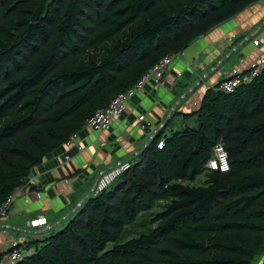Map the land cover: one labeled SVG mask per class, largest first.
<instances>
[{"label": "trees", "instance_id": "1", "mask_svg": "<svg viewBox=\"0 0 264 264\" xmlns=\"http://www.w3.org/2000/svg\"><path fill=\"white\" fill-rule=\"evenodd\" d=\"M256 1L0 0V206L160 58ZM193 114L10 264H264V68L206 88ZM219 138L226 172L205 167ZM157 201L155 226L124 239Z\"/></svg>", "mask_w": 264, "mask_h": 264}, {"label": "crops", "instance_id": "2", "mask_svg": "<svg viewBox=\"0 0 264 264\" xmlns=\"http://www.w3.org/2000/svg\"><path fill=\"white\" fill-rule=\"evenodd\" d=\"M255 38L260 39L257 46L253 44ZM262 45L264 0H258L191 42L168 67L167 72L180 75L175 81L149 84L128 102L123 115L109 129L89 131L85 149L81 153L72 151V159L65 166L57 167L58 153L46 158L17 188L6 214L0 216V264L12 262L7 253L15 245H20L17 248L25 254L33 249L26 233L40 239L53 229L49 213L63 219L73 211L87 196L78 197L84 183H90L92 190L103 170L121 160L130 161L159 130L167 135L171 119L195 117L193 112L205 89L228 77L233 66L246 67ZM140 114L143 120H138ZM39 217H45L47 224H26Z\"/></svg>", "mask_w": 264, "mask_h": 264}, {"label": "built area", "instance_id": "3", "mask_svg": "<svg viewBox=\"0 0 264 264\" xmlns=\"http://www.w3.org/2000/svg\"><path fill=\"white\" fill-rule=\"evenodd\" d=\"M257 34V31L254 32ZM260 39H253L254 45H259ZM184 50H180L176 53L165 55L159 59L151 68H149L137 82L127 89L125 92L120 93L110 100L108 104L97 109L93 115H91L84 123L82 133L72 134L66 147L62 153L58 154L57 167H63L69 163L72 159V151L75 153H81L85 149V140L90 131L103 132L111 127L113 122L119 119L125 112L128 102L137 94L143 93L146 87L151 85L171 84L176 80L177 75L167 72L168 67L175 57L183 55ZM243 59H240V63ZM264 68V45L261 46L260 53L253 58V60L243 69L237 66H233L230 69V75L218 82H216V89L223 92H231L235 87L241 83L250 81L254 76L261 73ZM144 115H138V120H143ZM163 126V124H160ZM163 140L160 139L157 143L158 146H162ZM131 165L129 160H121L114 165L103 170L96 178L92 186V194L95 195L112 184L118 176H120ZM207 170H218L226 172L229 169L228 156L224 147V141L219 138L212 146L211 156L205 163ZM15 196V192L10 194L4 203L0 206V216H4L9 209L12 200ZM29 227H39L47 224L45 217H39L38 219H31L26 222ZM5 231V230H3ZM22 251L19 249H13L7 253V258L11 261L20 259L22 257Z\"/></svg>", "mask_w": 264, "mask_h": 264}, {"label": "rangeland", "instance_id": "4", "mask_svg": "<svg viewBox=\"0 0 264 264\" xmlns=\"http://www.w3.org/2000/svg\"><path fill=\"white\" fill-rule=\"evenodd\" d=\"M185 124H188L190 126L196 125V118L191 117L190 120L186 119L185 121H183L181 118H179V119L173 118L169 121V124L167 127L168 129L166 130L165 133L167 135H169L173 130L181 129ZM206 176H207V171H203L202 173L198 174L194 178V180L187 181L186 183L192 184V185L203 184V181L206 178ZM91 180L92 179H90V182H91ZM88 194H92L91 185H90V183L89 184L84 183L82 188L79 191L78 197L80 199H83V197L88 195ZM162 209H163L162 202L157 201L151 208L141 212V214L138 216V218L134 222H132L131 224L126 226V228L123 230L122 234L124 235V239L136 237V236H138L142 233H146L150 229H152L155 226V223H153L151 219L156 213L160 212ZM71 210H72V208H71ZM48 218H49V221L53 225L52 231L60 230L64 226L65 218L62 219V217H60L59 215H53L52 213L48 214ZM30 231H32V230H30ZM26 234H27L29 241L32 245H35V243H37L40 246L44 243L43 241H40L38 239H37L38 241L35 242L36 239H35L33 233L29 232ZM108 246H110V245H108ZM253 262L254 263H252V264H255L256 260H254Z\"/></svg>", "mask_w": 264, "mask_h": 264}, {"label": "water", "instance_id": "5", "mask_svg": "<svg viewBox=\"0 0 264 264\" xmlns=\"http://www.w3.org/2000/svg\"><path fill=\"white\" fill-rule=\"evenodd\" d=\"M80 204V203H79ZM74 210V209H73Z\"/></svg>", "mask_w": 264, "mask_h": 264}]
</instances>
